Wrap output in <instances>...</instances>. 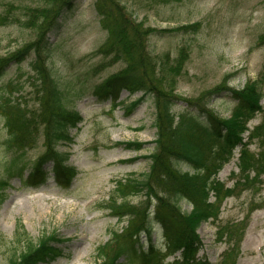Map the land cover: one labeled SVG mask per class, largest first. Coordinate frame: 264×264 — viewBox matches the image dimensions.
I'll return each instance as SVG.
<instances>
[{
  "label": "rangeland",
  "instance_id": "1",
  "mask_svg": "<svg viewBox=\"0 0 264 264\" xmlns=\"http://www.w3.org/2000/svg\"><path fill=\"white\" fill-rule=\"evenodd\" d=\"M95 1L74 0L72 9L59 15V27L48 35L52 49L48 64L62 102L82 115L77 128L70 129L72 140L57 145L60 152L69 154L67 163L78 171L70 188H60L52 177L44 185L31 188L18 175H6V167L13 155L16 156L13 152L16 149L5 143L8 133L0 114V178L8 177V185L0 193V264H9V259L26 249L29 243L51 233L63 239L55 244L62 249V254L51 262L39 264H95L96 248L108 240L109 231L126 227L128 223V215L118 221L103 207L113 193L115 181L136 177L148 170L146 156L153 149L156 132L152 98L145 97L129 111L126 106L141 92L122 91L117 107L110 99L99 101L93 93L108 75L122 68L118 62L94 72L102 61L94 52L106 39ZM122 1L127 3L128 11L137 22L161 29L147 42V48L153 54H168L172 59L181 47L189 50L177 81L175 91L179 97L173 111L180 112L185 107L181 99L197 98L222 80L230 87L242 88L249 81L264 79V44L261 43L264 0ZM41 3V0H0V16L3 17L0 21V56L8 55L34 39L35 30L23 27L18 20L25 17L28 7ZM193 24L197 29H192ZM182 25L189 27L175 29ZM29 60L27 58L17 66L10 65L8 73L0 79V92L9 90L10 82L18 81L20 90L14 96L21 97L28 108H33L36 102L27 81ZM234 104L226 91L209 98V106L223 117L230 115ZM261 104L264 109V94ZM261 114L251 121L250 127L258 124ZM37 135L22 157L28 168L45 150L41 129ZM133 140L144 143L140 151L125 147V142ZM249 149L264 159L263 146L253 142ZM238 155L237 149L234 158L217 175L225 186H232L234 182L232 171L238 174ZM175 166L193 172L184 162ZM26 175L25 171L23 176ZM127 199L135 204L144 196L132 195ZM179 205L182 211L190 210L185 201ZM216 223L210 219L197 229L203 243L200 256L213 264H231L237 251L234 264H264V175L261 183H254L249 188L239 187L234 196L223 201L218 223L232 226L226 236L217 233ZM150 225L154 241L163 248L159 224L151 218ZM139 229V225H133L128 232ZM241 230L243 235L236 248L234 242ZM140 236L145 242L144 234ZM172 259L167 258L166 264Z\"/></svg>",
  "mask_w": 264,
  "mask_h": 264
},
{
  "label": "trees",
  "instance_id": "2",
  "mask_svg": "<svg viewBox=\"0 0 264 264\" xmlns=\"http://www.w3.org/2000/svg\"><path fill=\"white\" fill-rule=\"evenodd\" d=\"M41 1L39 5L28 7L25 17L18 20L23 27L35 30L34 39L10 54L0 56V79L8 73L10 65L17 66L30 59L27 81L36 102L35 107L28 108L21 97L14 96L20 90L18 81L10 82V89L0 92V114L8 133L5 143L7 147L16 149L13 151L16 156L13 155L6 167V175H18L27 186L39 187L51 174L58 186L67 189L78 171L67 163L69 154L60 152L57 145L72 140L69 130L77 127L82 116L62 102L48 64L52 50L48 35L59 27V15L72 9L74 0ZM126 4L122 0L95 1L106 39L94 52L102 58L94 72L118 62L122 68L108 75L93 93L99 101L111 99L112 105L117 107L121 91L129 94L141 92L126 106L129 111L149 96L155 109L153 124L156 132L153 149L146 156L149 159L147 172L116 180L113 193L103 206L118 221L128 215V223L126 227L110 231L108 241L97 246L95 264H164L169 256H173L171 264H212L198 255L203 244L197 228L211 219L217 222V233L226 236L232 226L218 223L223 201L234 196L239 187L249 188L262 182L264 159L251 153L249 145L255 142L264 147V131H261L264 112L260 103L264 79L249 81L242 88L230 87L226 80H222L197 98L181 99L185 107L180 112L173 111L179 97L175 91L177 81L189 57V50L181 47L172 59L168 54H153L147 48V42L161 29L137 22ZM2 19L0 16V21ZM188 27L182 25L175 29ZM191 27L197 29L196 24ZM261 41L264 43V33ZM225 91L235 102L228 117L218 115L209 106L211 96ZM258 113H263L260 123L249 128L248 123ZM40 129L45 150L28 168L22 157L37 139ZM143 145L134 140L125 142V147L134 151H140ZM236 149L239 152V174L235 176L232 172L234 182L232 186H225L217 175L234 157ZM178 162L188 164L193 172L180 170L175 166ZM25 171L27 175L23 176ZM8 177L0 178V193L8 185ZM132 195L144 196V199L133 204L127 199ZM181 201L188 203L190 210L182 211ZM151 218L159 224L163 248L153 240ZM133 225H139L140 229L128 232ZM243 230L234 242L236 248ZM141 233L145 235V242H141ZM61 241L55 233L42 235L35 243H29L26 249L13 255L9 264H39L53 260L60 254L55 244ZM236 254L237 251L231 264H234Z\"/></svg>",
  "mask_w": 264,
  "mask_h": 264
}]
</instances>
